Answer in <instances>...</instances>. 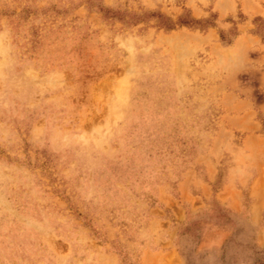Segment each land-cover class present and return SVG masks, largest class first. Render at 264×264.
Masks as SVG:
<instances>
[{
    "label": "rangeland",
    "instance_id": "obj_1",
    "mask_svg": "<svg viewBox=\"0 0 264 264\" xmlns=\"http://www.w3.org/2000/svg\"><path fill=\"white\" fill-rule=\"evenodd\" d=\"M258 16L264 0H0V264H264V140L226 110L264 99Z\"/></svg>",
    "mask_w": 264,
    "mask_h": 264
},
{
    "label": "crops",
    "instance_id": "obj_2",
    "mask_svg": "<svg viewBox=\"0 0 264 264\" xmlns=\"http://www.w3.org/2000/svg\"><path fill=\"white\" fill-rule=\"evenodd\" d=\"M260 59L264 63V53ZM256 82V89L264 92V68L257 75ZM226 110L230 112L227 125L232 129L247 131L249 133L246 139L247 144L264 140V135L260 133L262 124L258 121L256 113V110L264 112V99L259 103H254L247 98L240 97L233 104V112L229 107H226Z\"/></svg>",
    "mask_w": 264,
    "mask_h": 264
},
{
    "label": "trees",
    "instance_id": "obj_3",
    "mask_svg": "<svg viewBox=\"0 0 264 264\" xmlns=\"http://www.w3.org/2000/svg\"><path fill=\"white\" fill-rule=\"evenodd\" d=\"M101 12L104 13H109L111 12L108 9L105 8H101ZM158 19H159V24L158 26L160 28L165 29L166 31H173L175 30L177 27H189V28H193L195 26H200L202 29H208L211 27H216V17L213 20H204V21H200V20H196L194 18H190V17H180L178 22H173L170 18H168L166 15L164 14H158ZM255 24H258L256 27V30L251 31V34L254 36H258L260 38H262L263 43H264V19L260 16L256 17L254 20ZM237 31V30H236ZM239 34L237 32H235L233 34V36H238ZM222 41H225V36L222 35L221 36ZM228 45H232L233 44V40H229L227 42Z\"/></svg>",
    "mask_w": 264,
    "mask_h": 264
}]
</instances>
